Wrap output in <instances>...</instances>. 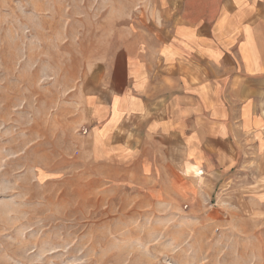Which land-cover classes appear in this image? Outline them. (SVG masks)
<instances>
[{
	"label": "rangeland",
	"instance_id": "374dc122",
	"mask_svg": "<svg viewBox=\"0 0 264 264\" xmlns=\"http://www.w3.org/2000/svg\"><path fill=\"white\" fill-rule=\"evenodd\" d=\"M152 7L0 0V264H264V93L222 174L80 102Z\"/></svg>",
	"mask_w": 264,
	"mask_h": 264
},
{
	"label": "crops",
	"instance_id": "0c3cea01",
	"mask_svg": "<svg viewBox=\"0 0 264 264\" xmlns=\"http://www.w3.org/2000/svg\"><path fill=\"white\" fill-rule=\"evenodd\" d=\"M126 1L154 7L87 77L82 106L100 125L118 112L127 136L140 125L142 139L181 148L202 171L237 169L264 93V0Z\"/></svg>",
	"mask_w": 264,
	"mask_h": 264
},
{
	"label": "bare ground",
	"instance_id": "6f19581e",
	"mask_svg": "<svg viewBox=\"0 0 264 264\" xmlns=\"http://www.w3.org/2000/svg\"><path fill=\"white\" fill-rule=\"evenodd\" d=\"M195 173L197 174L198 172L196 171Z\"/></svg>",
	"mask_w": 264,
	"mask_h": 264
}]
</instances>
